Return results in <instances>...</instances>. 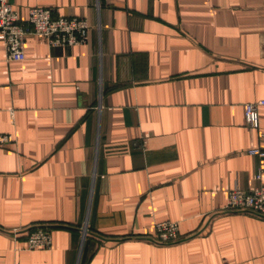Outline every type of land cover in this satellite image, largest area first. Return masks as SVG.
<instances>
[{"label":"crops","instance_id":"obj_1","mask_svg":"<svg viewBox=\"0 0 264 264\" xmlns=\"http://www.w3.org/2000/svg\"><path fill=\"white\" fill-rule=\"evenodd\" d=\"M90 24L87 45L0 41V264H264V218L221 214L257 185L264 0H11ZM264 182V173H263ZM181 241L154 243L155 223ZM50 230L30 250L28 231ZM20 228L18 240L10 233ZM26 231V232H25Z\"/></svg>","mask_w":264,"mask_h":264},{"label":"built area","instance_id":"obj_2","mask_svg":"<svg viewBox=\"0 0 264 264\" xmlns=\"http://www.w3.org/2000/svg\"><path fill=\"white\" fill-rule=\"evenodd\" d=\"M90 29L86 19L54 17L52 9L43 7L31 8L28 19L23 20L11 0H0V41L5 45L8 62H22L26 59L25 49L29 36L46 38L52 48L74 47L89 43ZM261 106H264V101L245 104V122L251 129L258 130L260 127ZM14 141L11 135L0 134V146L12 144ZM247 153L260 160V167L255 175L258 183L251 189H230L228 203L219 213H245L264 218V149L253 147ZM154 228V243L172 245L181 241L180 226L177 222H157ZM20 232V228H15L10 236L16 241ZM28 232L27 247L30 250L52 248L53 239L49 229L34 227Z\"/></svg>","mask_w":264,"mask_h":264}]
</instances>
